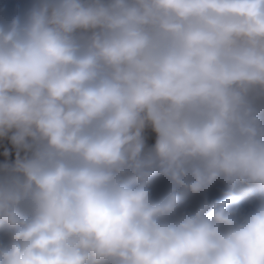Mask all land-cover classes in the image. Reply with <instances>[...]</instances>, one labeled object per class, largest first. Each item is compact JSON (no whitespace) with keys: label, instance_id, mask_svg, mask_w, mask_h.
Masks as SVG:
<instances>
[{"label":"clouds","instance_id":"clouds-1","mask_svg":"<svg viewBox=\"0 0 264 264\" xmlns=\"http://www.w3.org/2000/svg\"><path fill=\"white\" fill-rule=\"evenodd\" d=\"M0 264H264V0H0Z\"/></svg>","mask_w":264,"mask_h":264}]
</instances>
